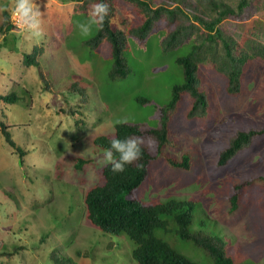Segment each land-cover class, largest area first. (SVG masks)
<instances>
[{"label":"rangeland","instance_id":"374dc122","mask_svg":"<svg viewBox=\"0 0 264 264\" xmlns=\"http://www.w3.org/2000/svg\"><path fill=\"white\" fill-rule=\"evenodd\" d=\"M36 2L43 12L41 40L30 38L22 27L6 33L0 29V93L20 96L11 103L0 100V120L26 150L20 164L0 131V264H137L126 235L102 232L86 218L83 196L102 181L99 157L104 149L94 140L112 133L117 121L158 124L159 107L170 99L172 86L183 81L176 57L188 45L163 51L166 26L161 22L142 44L128 38L123 50L128 70L114 78L108 44L91 48L85 42L97 29L82 35L78 28L90 9L73 0ZM14 7L15 0H0V22L2 11L11 14ZM113 20L127 28L141 16L132 4L119 1ZM256 22L264 23V7L243 20L225 19L222 26L236 33ZM33 52L38 66L23 62L24 54ZM200 85L209 99L207 116L188 119L190 98L182 97L169 124L170 143L151 160L146 179L133 194L147 204L191 200L194 228L223 234L237 260L264 264V184L255 180L243 187L239 209L224 212L234 183L264 173V135L227 165L216 164L218 152L236 131L264 126V58L246 64L238 94L227 93L225 77L210 67L200 70ZM184 153L188 169L166 159L180 160ZM78 156L90 159L80 170L74 168ZM173 244L210 264L192 243L178 239ZM3 250L14 252L4 256Z\"/></svg>","mask_w":264,"mask_h":264},{"label":"trees","instance_id":"16d2710c","mask_svg":"<svg viewBox=\"0 0 264 264\" xmlns=\"http://www.w3.org/2000/svg\"><path fill=\"white\" fill-rule=\"evenodd\" d=\"M73 1L85 10L90 9L93 2ZM119 1L132 4L141 20L127 28L117 25L113 19ZM107 3L110 11L104 26L97 29L85 43L93 49H98L104 42L108 44L112 77L124 75L128 70L123 54L128 38L133 37L142 44L149 35L160 29L161 22L166 26L160 40L163 51L188 46L185 53L176 57V62L182 67L183 81L172 86L170 99L159 107L158 124L149 126L122 121L114 124L112 133L102 134L94 140L97 146L105 149L110 147L113 136H140L144 140L143 155L126 165L123 172L114 173L110 164L100 167L102 181L87 189L83 196L87 220L102 232L126 235L133 243L131 257L137 264H206L177 248L173 243L178 239L201 249L210 264H248L235 258L228 238L223 234L192 226L191 200L175 198L147 204L137 199L133 192L146 179L151 160L170 143L169 124L182 97L187 95L190 98L186 112L188 119L207 116L209 99L200 85V70L203 67H210L225 77L227 93L235 95L241 92L246 64L253 58H264V23L256 22L250 29L235 33L225 29L222 22L228 18H249L263 9L264 0H160L158 4L152 0H107ZM123 23L127 24L126 20L123 19ZM14 28L10 13L3 10L0 29L6 33ZM23 62L39 65L35 52L24 54ZM39 74L46 83L42 73ZM19 98L15 91L0 93V100L5 103L15 102ZM7 128L8 125L0 120V131L5 141L14 148L19 163L23 164L26 150L16 144ZM260 135H264V126L236 131L218 152L216 164L227 165ZM147 141L152 144L149 146ZM166 159L174 167L188 169L190 166L189 156L185 153L180 160L172 157ZM88 161L89 158L78 156L74 168L80 170ZM255 180L264 184V173L233 184V191L226 197L224 212L233 214L239 209L240 191L245 186H252ZM13 250H3L1 254L10 256Z\"/></svg>","mask_w":264,"mask_h":264},{"label":"clouds","instance_id":"9594fccd","mask_svg":"<svg viewBox=\"0 0 264 264\" xmlns=\"http://www.w3.org/2000/svg\"><path fill=\"white\" fill-rule=\"evenodd\" d=\"M109 11L107 0H93L87 21L78 23L80 33L87 35L93 27L96 29L102 28ZM14 12L23 31L30 38L36 41L43 38V12L36 0H15ZM121 122L117 121L116 123ZM143 143V137L140 136H127L124 138L113 136L110 140V147L105 148L102 156L99 157V163L101 165L110 164L114 173L123 172L126 165L139 160L143 155Z\"/></svg>","mask_w":264,"mask_h":264},{"label":"built area","instance_id":"2783aa9c","mask_svg":"<svg viewBox=\"0 0 264 264\" xmlns=\"http://www.w3.org/2000/svg\"><path fill=\"white\" fill-rule=\"evenodd\" d=\"M10 21L11 23L14 25L15 28H19L21 27L18 17L16 16L14 10L12 11V13L10 14Z\"/></svg>","mask_w":264,"mask_h":264}]
</instances>
